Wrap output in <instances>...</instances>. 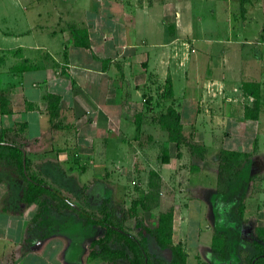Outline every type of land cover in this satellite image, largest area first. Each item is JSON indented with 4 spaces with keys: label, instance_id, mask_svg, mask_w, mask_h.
<instances>
[{
    "label": "crops",
    "instance_id": "obj_1",
    "mask_svg": "<svg viewBox=\"0 0 264 264\" xmlns=\"http://www.w3.org/2000/svg\"><path fill=\"white\" fill-rule=\"evenodd\" d=\"M39 2L11 0L2 13L0 0L8 21L0 28V128L26 147L34 176L101 217L123 188L126 144L142 155L160 142L174 143L159 122L174 108L189 140L208 149L203 158L190 149L199 162L188 172L201 196L188 212L175 204V221L184 224L182 212L194 208L204 226L207 207L222 195L217 182L225 150L244 154L234 180L249 177L244 199L258 206L253 220H264L262 0H53L52 8ZM20 5L23 20L12 21ZM50 95L59 97L57 110ZM234 129L248 136V146H224ZM163 150L153 171L164 182L184 175L168 156L172 150ZM17 181L0 183V264H132L128 249V258L113 262L92 256L105 227L86 225L58 197L49 204L40 199L43 211L35 219L41 202H23ZM209 234L201 229L197 240Z\"/></svg>",
    "mask_w": 264,
    "mask_h": 264
},
{
    "label": "rangeland",
    "instance_id": "obj_2",
    "mask_svg": "<svg viewBox=\"0 0 264 264\" xmlns=\"http://www.w3.org/2000/svg\"><path fill=\"white\" fill-rule=\"evenodd\" d=\"M1 1L3 2L1 12L4 13L5 10L3 9H7L6 4L11 0ZM51 1L53 2V0H40L39 3L44 6L47 5L46 2H48V6L52 8L53 4L51 3V5H49ZM262 1L264 2V0ZM18 10L19 11L15 9L12 10L14 11L10 16V18L13 19L12 21H16V17L21 19L24 16V6L20 5ZM28 10L29 12L32 11L31 8ZM1 15L3 14H0V20L3 22L0 23V28H3L6 24L8 25V21L7 18ZM160 86L158 88H160ZM188 114L190 115L191 112L188 111ZM1 129L2 128H0V134L3 133ZM30 129L34 131L36 129L35 125L31 123ZM236 130L234 129V133L231 137L228 136L226 138L224 143L225 147H246L249 145L250 141L248 136L244 140V133H238ZM191 131L192 128L187 127L188 135ZM5 136L10 140H18V136L12 131L7 132ZM159 136L157 137L159 138ZM153 141L152 139V142ZM160 143V147L156 149L152 147L151 150L142 151V155L140 154L141 152H137L135 146L129 145V143L126 144L131 150L129 149V157L125 158L124 172L120 174L119 178L123 188H121V191H117L116 194L113 193V198L114 200L117 199V204L105 207V209L102 210L101 217L106 216L108 213V216H112L115 220H119V222L113 220L115 223L137 234L138 220L142 217H145L149 224L157 223L162 214L172 212L174 215V208L177 203L182 210L186 209L187 212L190 210L189 204L191 200L201 195L199 187H195L196 181L192 182L191 175L188 171L199 161L195 156L191 155L190 148L187 144H177L175 142L170 144L169 142V145H164V142ZM148 144L149 142L146 141L144 146H148ZM164 148L167 149L165 155L169 154V151L172 150L171 154L168 156H174V158H176V164L178 165L176 166L175 164V167L181 166L184 171V175H178L177 178L175 177L173 180L170 179L167 182L161 180L162 177L159 174L158 177H153V174H151L153 168L161 164V158L164 153L162 154L160 152L161 158H159L160 156L158 153L159 149L162 151ZM212 153L215 155L216 151L214 150ZM239 154L244 156L241 152ZM212 159H214V156H211V160ZM79 165L82 166V164ZM79 165H77L78 168H80ZM142 165L144 167V173L139 170ZM115 170L117 169L115 168ZM111 171L114 172L113 170ZM114 173H108L109 177L113 175L110 182L116 181ZM254 174L255 173H252V175ZM256 175H259V177L261 176L259 172H256ZM0 176H2L1 178L4 181H7L8 178L17 179L18 181L16 184L24 189L28 186L18 165L7 163L2 159H0ZM167 177H171V174L168 173ZM231 180H233L231 184H229L230 180L227 182L228 190L226 194H222L218 191L217 187V192L222 195L216 198L215 204L213 203L207 207V211L204 213V226L198 223L199 216L196 212L193 213L194 208L191 209L192 214L185 213L186 211L182 212L181 217L185 221L184 224L183 221L180 223L173 218L171 222L172 242L181 245L185 250L187 259L189 257V261L187 260L188 264H249V259L253 253L252 250L256 248L254 243L259 242L264 244V220L257 222V220H253L255 216L252 214L257 212L256 208L258 206H248L247 201L244 199L246 193L243 182L245 181V183H247L249 177L243 182L242 180ZM151 182L154 186H160L161 194L157 200H148L147 198ZM3 187L7 188V184H3ZM155 188L157 189V187ZM156 191L157 190H153L151 192L152 195L155 194ZM209 191L211 190L207 192ZM179 193L180 195H178ZM209 194L211 195V193ZM54 198L57 197L50 191L41 192V199H43L46 204L51 203L50 199ZM57 203V207H60L61 204L59 202ZM85 207L88 209L90 208L88 204L85 205ZM123 217L124 219L121 220ZM183 226H186L188 230ZM205 227L210 234L203 242H199L197 240V232L201 229L207 230ZM92 229L94 230V228ZM110 245L117 248L124 247V242L115 238ZM149 247L152 257L156 262L164 261L170 263L171 257L169 253L167 250H162L153 237L149 238ZM258 252L259 250L257 249V253Z\"/></svg>",
    "mask_w": 264,
    "mask_h": 264
},
{
    "label": "trees",
    "instance_id": "obj_3",
    "mask_svg": "<svg viewBox=\"0 0 264 264\" xmlns=\"http://www.w3.org/2000/svg\"><path fill=\"white\" fill-rule=\"evenodd\" d=\"M51 103H53L54 110H57L59 97L56 95L49 96ZM249 112V111H248ZM160 125L163 129L169 132L170 140L177 144H187L191 149L193 155L203 158L207 152V147L203 144L192 142L184 133V125L181 121V115L174 108H170L166 113H162L159 118ZM225 160L221 162L218 172V191L226 194L228 180L238 177L239 170L237 169L244 160V156L238 152L225 150ZM0 159L7 163L17 164L22 176L27 181L28 186L23 190L21 199L23 202L30 204L34 202H41V208L37 214V219L42 215V201L41 192L50 191L56 197L63 200L66 204L73 207L85 219L84 223L97 224L105 227V234L103 237L93 241L92 246L98 245L99 251L93 250L91 255L102 256L108 261H115L120 258H128V251L133 253L132 264H187V255L185 250L176 243L172 242L171 222L174 218L173 213L162 214L157 223L149 224L145 217L138 220L137 234L126 229L108 218L100 217L85 208L75 204L62 191L54 188L47 183L41 181L30 172V162L27 149L24 145L16 143L6 138L5 134H0ZM153 177L158 173L151 172ZM153 179V178H152ZM151 179V180H152ZM2 179L0 177V183ZM150 184V190L147 195L149 199H158L161 194L160 186ZM157 187V189L155 188ZM159 187V188H158ZM157 190L152 195V191ZM154 196V197H153ZM117 236V237H115ZM153 237L162 250H167L171 257L170 263L164 261L156 262L151 254L149 247V238ZM117 238L124 242V247L115 248L110 243ZM254 245L259 250L250 260L249 264H264V244L255 242Z\"/></svg>",
    "mask_w": 264,
    "mask_h": 264
}]
</instances>
